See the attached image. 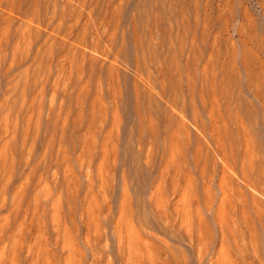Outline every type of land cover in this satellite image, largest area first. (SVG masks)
Segmentation results:
<instances>
[{
    "label": "rangeland",
    "instance_id": "obj_1",
    "mask_svg": "<svg viewBox=\"0 0 264 264\" xmlns=\"http://www.w3.org/2000/svg\"><path fill=\"white\" fill-rule=\"evenodd\" d=\"M0 264H264V0H0Z\"/></svg>",
    "mask_w": 264,
    "mask_h": 264
}]
</instances>
